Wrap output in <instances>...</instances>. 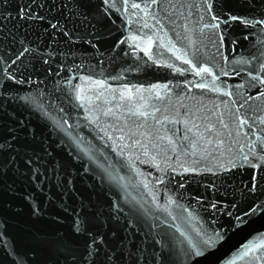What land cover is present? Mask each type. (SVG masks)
<instances>
[{"label":"water","instance_id":"95a60500","mask_svg":"<svg viewBox=\"0 0 264 264\" xmlns=\"http://www.w3.org/2000/svg\"><path fill=\"white\" fill-rule=\"evenodd\" d=\"M258 21L264 0H0V264H176L181 232L264 206ZM262 241L253 214L198 264H264Z\"/></svg>","mask_w":264,"mask_h":264},{"label":"snow or ice","instance_id":"6c2138e0","mask_svg":"<svg viewBox=\"0 0 264 264\" xmlns=\"http://www.w3.org/2000/svg\"><path fill=\"white\" fill-rule=\"evenodd\" d=\"M155 2V0H154ZM133 7H139V5L137 4H133ZM211 7V4H209V8ZM29 12H31V7L29 6L28 9ZM21 15H23V11L21 12ZM28 19H33L34 17L32 15H29L27 17ZM41 20L43 19V17H39ZM213 19H216V17H212ZM233 19H237V17H233ZM243 23H252L251 21H242ZM259 23H264V21H258ZM51 27L53 29H55L57 27L56 24H52ZM214 27H219V25H215ZM24 51H27V49H25ZM21 55H23V53H21ZM20 57L18 56L17 59H19ZM177 59H180V57H177ZM226 59V58H225ZM184 63H190V61L188 60H184ZM244 63H247V61H243ZM12 63H15V61H13ZM194 70L196 71V75H200L201 73H208V75H213V73L209 70V68L207 67H201L199 69H196L195 66H193ZM262 69H264V65H262ZM227 74V73H224ZM11 78V77H9ZM253 79H259L258 76H254ZM100 87H103V84L100 82H97ZM128 92H131V90H127ZM78 100L81 101V106H83L84 104V90L83 88H80L78 90V94L76 97ZM123 98V96H122ZM129 99H131V97H128ZM22 99H27V98H22ZM90 102V101H89ZM38 108H40L41 110L43 109V105L42 104H37L36 105ZM45 111V115H47V111ZM62 111V110H61ZM109 112L112 111V109L110 108L108 110ZM107 115V113H105ZM131 115H138V116H145L146 113L143 111H134L131 113ZM63 119V124H60L59 122H55L56 126L62 128L63 130L66 131V128L64 127L65 125H67V118H62ZM245 123V121H241V124ZM68 127H71V125H67ZM190 131V129H189ZM172 141L170 140L169 143H171ZM251 149V146H250ZM5 149L3 148L2 145H0V155L3 154V151ZM87 154V153H86ZM245 160H247V156L244 157ZM30 162V161H29ZM257 165L253 164L252 167H256ZM4 174V167L3 164L0 163V175ZM123 178H116V182L119 183ZM250 191H254L255 190V186L253 185L252 189H249ZM169 203H175L174 201H170ZM211 207L213 209L216 208V204H212ZM235 207V204L233 203V208ZM259 209V211L257 210ZM261 213H264V206H260V205H256V206H252L250 207L248 210H245L243 212H237V213H233L232 211H228L225 213V215L229 218L228 223L229 226L228 228H224V226L222 225L220 229H213L212 231H203V232H197L196 233V242L194 243L192 238L188 235H186L184 232L180 233V236L183 237L182 240H178L172 249V254L175 256V260H176V264H187L188 261H192L193 257L197 258V264H198V260L200 258H203L204 256L208 255L210 252L215 251L221 244H223L224 242L227 241V239L230 237L231 233L240 230L242 228H244L245 226H247L250 221L253 219V214L259 215ZM169 215H171V213L169 212ZM172 219H176L175 216L172 217ZM79 226H77L78 228ZM179 231V229H178ZM0 243H2V241H0ZM96 241L93 240L91 242V244L89 245V250H88V255L92 256L93 255V245H95ZM260 248H264V241L260 242V243H254L250 246L246 247V250L244 252V255H250L253 252H256L257 250H259ZM96 252L99 251V249L95 250ZM232 264H235V261L232 262Z\"/></svg>","mask_w":264,"mask_h":264}]
</instances>
